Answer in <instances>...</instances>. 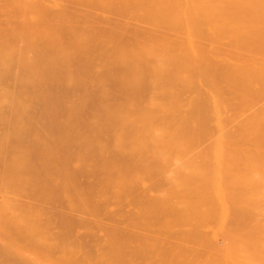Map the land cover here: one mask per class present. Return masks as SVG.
Returning <instances> with one entry per match:
<instances>
[{
	"label": "rangeland",
	"instance_id": "rangeland-1",
	"mask_svg": "<svg viewBox=\"0 0 264 264\" xmlns=\"http://www.w3.org/2000/svg\"><path fill=\"white\" fill-rule=\"evenodd\" d=\"M21 1L22 4H25L27 0ZM34 1L40 2L39 4H41L42 9L40 13L33 14L23 11L17 3L3 4L0 7V38L3 39L6 45L5 47L10 48V53L12 55V61L10 62H3L0 60V264H264V233L259 232L258 234L257 232L256 235L248 236L233 235L230 233L229 228V213L235 210L242 215V219L246 221V223L254 224L257 222L260 223L264 229V183L254 179L246 172L244 161H237L233 164H229L227 171L220 176L225 178L229 183V188L225 189L221 187V184L218 182L220 178L217 180V178L214 177L212 171L213 166H211L216 138L222 134V132H235L237 130L236 126L239 123L244 122V120L252 116L259 117L263 115L264 97H249L248 100L250 102L246 107L240 108L238 115L233 117L229 111L221 110L216 112L215 106L211 102V96H203L196 93L197 91H202L200 88H193L197 90L195 92L191 90L192 88H187V86L185 88V82H182V86V83L178 81L181 87L176 82L175 87L177 91H175L176 89L174 88V91L172 90L173 92H169L171 89L167 90L168 92H163L165 89H163V91L162 89H160L161 91H155V87L152 88L151 86L138 90L139 92L137 93L130 94H119L112 90L104 91L100 82L101 69L99 67V61L101 60L102 64L107 63L105 61H108L110 56L108 60H106V58L104 59V57L107 54L111 55L109 51L113 49H117L118 53L122 52L121 55L118 56H126L127 54L124 51L129 47V44H126L128 45L126 47L125 43L121 42L124 38L121 40L122 36L115 32L118 30H115L116 26L114 27L112 24H118L115 23V21H122V24L125 22L122 25L124 28L121 27V23L118 24L123 30L118 28V26L117 28L121 30L118 31V33L123 32L125 38L128 37L127 39H130L129 36L136 34L135 29L139 28L138 30H140V33L146 35V37L143 36L144 39H141L142 41L145 40L150 33L147 26L149 27L152 23V19H147L151 20V23L148 21L150 24L147 25L148 22L144 23L141 17L144 23L142 27L144 26L143 28L144 30L146 29V33L148 29V34H146L145 31L141 32L143 28L139 27L136 20L133 19L135 18L133 16H136L138 13L135 12L137 9L135 10L134 7L135 11H133L129 7L130 2L134 0H130V2L128 0H123L124 2H122V4L121 2L118 3L120 4L118 6L122 5L123 7V3L126 1L129 2L127 9H129V12L132 10V12L135 13H128V15H131L128 17L130 20H128L127 15H125L128 11H125V13L124 11L121 12L122 9L117 6V10H121L120 12L122 15H120L118 14L120 12L117 11V13L114 11L116 10L115 8L111 10V7L109 8V0H103L102 5H105L104 7L107 8L102 7L101 10L99 6L97 8V6L92 4H88V6L84 4L81 5L75 0L74 2L72 0ZM115 1L116 0H113V2ZM153 1L151 2L153 3L155 11L157 10L156 12L160 14L159 10L161 9L163 13L165 10L162 9L164 8L157 7L159 6L158 2L164 0H156L155 3H158L157 7V3L155 4ZM168 1L166 2L168 3ZM171 1L173 2V0ZM210 1L212 2V0H190L189 2L187 1L188 4H186V0L185 2L181 0L182 3L184 2V4H182L180 0H177V3L180 2V5H185V7L187 5L189 6V3L191 4L190 6H193V3V8H195V6L200 7L201 11L199 7L197 10H193L190 6L188 7L191 9H189V12L192 11L191 13L193 14L194 12L197 13V15L194 14L193 16L190 15L191 13L187 16L188 8H183L184 11H186L185 16V13H183L186 19L189 16L194 18L197 16V20H200V18L208 20L210 18L211 22L212 18L209 17L210 15L208 14V16H206L207 11L211 13L213 10L216 15L218 14L217 12L222 11L220 8L223 7L230 12L229 8H227L229 6L226 0H223L224 3L221 0L223 5L221 2H218V6L220 4L222 5H220L221 7L219 6L220 8L217 7L219 11H217V8L213 7L215 4L212 2V5ZM227 1L232 2L233 0ZM234 1V4L238 3L236 5L237 7L235 5L231 7L233 10L235 8L236 11V8H238L243 1ZM262 1L260 5H258L259 3H255V5L260 6L259 8L261 9L262 7L264 8V5H262L264 0ZM151 2L149 3L151 4ZM239 2H241V4ZM250 2L251 1H249V3ZM133 3L131 2L132 5H136V0ZM162 3L160 2L165 8L169 7H166V5L171 4L170 2V4ZM177 3H172L173 5L171 6L174 7ZM228 3L229 5L233 4L230 2ZM244 3L248 5V8V2L246 3L245 1ZM244 3L239 6V9L241 7V11L242 8L245 7ZM145 4H147V2ZM139 5L141 9L138 8ZM148 5H145L146 11L150 9ZM224 5L226 7H224ZM181 6L179 9H177L178 5L174 7H177V11H173L175 12L173 15L183 12ZM251 6L256 9L254 10L251 8L252 11L257 12L256 7L258 6H254V3L251 4ZM124 7H126V5H124ZM136 7L138 11L140 10V14L141 11H145L143 8L144 6L140 3ZM147 7L149 8L147 9ZM153 7L150 11H153ZM213 8H215L216 11ZM251 9H247V12L243 11L240 14H244L245 12V16H248L247 13L250 12V17L248 16L247 18H251L253 14L256 15L252 17L254 23L251 21L252 19L249 21V24L252 23V28L248 27L249 24L247 25L245 24L246 22L243 21V18H245L244 15H242L241 19L237 18L239 10L235 15L238 20L233 16V18H231L232 20L234 19L235 22H228L232 28H229L227 18V20L224 19L226 20L225 22L221 18L219 20L220 22L218 20L216 21L215 18H213V20L216 22V25L218 24L217 27L220 26L224 29L228 27V33L226 30H223L226 34L232 33L227 36L229 40L233 38L234 40L232 41H236L239 39V35L237 37V34H244L246 32L243 35L246 39L240 36V40L242 39L241 41H243V44L240 43L244 46L245 41L254 33L250 31L251 34L246 35L250 33L248 32L249 28L254 30L253 28L255 26L253 27V24H258L255 30L256 28L259 29L261 25H259V23L264 22L261 21L264 19V12L259 9L260 12L258 11L259 13L256 14V12L252 13L250 11ZM198 10L201 15L197 12ZM227 10L226 13L229 14ZM233 10L232 12L235 14ZM145 12H142V15ZM154 12H151L152 15ZM156 12L155 15L157 14ZM202 12L204 14H202ZM214 12H212V14ZM220 12L217 17H221L220 15L222 13L220 14ZM261 12L262 14H260ZM123 13L125 18L121 17ZM149 13L147 12L145 15L148 16ZM162 13L161 15L157 14L160 20V16L163 15ZM169 13H171L169 14L171 15L170 18H173L172 12ZM116 14L120 15L118 17L122 18L121 21H118V19L121 18H118ZM167 14L168 12L166 13L165 11L162 17L167 16V18H169ZM227 14L222 15L224 17ZM240 14L238 15L239 17H241ZM258 15L263 19H261L260 22L255 19L258 21L256 23L254 18L257 17V19H260ZM147 16L145 17L147 18ZM149 16L151 17V15ZM180 16L182 17V14ZM153 18L155 21L156 19L154 16ZM170 18L168 22H170L169 25H172ZM194 18L191 19L194 20L196 25L199 20H196V23ZM125 19L129 21H127V24ZM159 19L157 18V20ZM144 20L146 22L145 18ZM204 20L203 22H205ZM132 21H134V23H132ZM154 21L153 24H151L152 26L150 25L152 30L154 27L153 25H155ZM183 21L178 19L177 22L172 23H174V25L178 23V26L185 30L186 25H182L185 23ZM191 21H188L187 25ZM236 21L242 22L237 23ZM138 22L140 24L142 23L140 21ZM161 22L162 21L159 23ZM201 22H199L201 27L204 25V28L206 26L209 30L212 28L214 32L220 28H216V26L213 28L212 25L215 24L214 22L212 25L209 22L206 25L201 24ZM243 22H245L244 28H248L246 31L244 29L242 31V28L241 30L239 29L240 26L238 25H242ZM163 23L164 21L161 24ZM179 23L181 24L179 25ZM232 23H237L239 30L234 27L236 24L232 25ZM161 24L159 26H161ZM192 24L190 25L194 28L193 30L199 28H195L197 25L194 26V24ZM209 24L211 28L207 27ZM178 26L176 27L178 28ZM188 26L186 27L187 30H189ZM111 27H114L113 30L115 31H113V33L115 32L114 35L117 34L116 36L121 41H117V38L112 37V31H108V29L112 30ZM241 27H243V25ZM40 28H44L45 31H48L49 35H47V33L38 34L37 30ZM131 28L134 30V33ZM155 28L156 27H154V30L158 31L157 34L159 35V29L157 28L156 30ZM177 28L174 26L175 30H177ZM234 28L237 30L234 31ZM263 28L262 26L260 30H263ZM104 29L107 31H104ZM167 29L163 30L166 31L165 34L162 32L160 35L163 34V36L165 35L167 37L166 33H168L169 35L167 38L169 39L171 38V34L175 37L178 36V34L187 32H181V30L178 29L177 33L173 31V34L172 32L170 33V28ZM191 29L190 31H192ZM200 29L201 28L198 30L202 31ZM207 30L206 33H203V31L202 33L198 32L199 36H201L200 34L207 35ZM209 30L208 32L210 33L212 30ZM219 30H221L219 32L221 34L222 29L220 28ZM190 31H188V34ZM258 31L256 30L255 33ZM195 32L197 33V31ZM225 32L223 33L225 34ZM91 33H101L102 36L111 33L112 36H109L112 38L109 39L113 40L115 38L117 41L113 44V42H115L114 40L113 42L109 41L111 42L109 43L107 40L108 38H104L107 40L104 43L102 38L103 45H109L106 49H110L109 51L105 50L107 54L103 55V58L99 57V50H93L88 55V58L83 54L81 60H61L56 62V60L52 61L54 54L44 49L47 41H58L61 39L62 43L66 45L67 39L71 34L84 36ZM154 33L156 34V32H153L152 37L155 36ZM193 33L194 31L190 35L195 37ZM215 33L210 34V38H208V36L202 37H207L209 44L204 41H208L207 39L202 40L206 44L200 42V44L202 43L201 45L207 46L208 44V46L211 47L210 49H208L209 47L205 49L204 46L198 45L197 41L201 38L195 41V39L191 37L192 44L195 41V45L204 47L203 50L208 51L204 52L201 48L197 49V46L194 47L195 45L193 44V47L196 48V54L194 49L192 51V47H189L193 52V54H190L192 56L188 54L192 58L186 57V52H188L189 48L185 51L188 45L183 47L182 41L186 42L185 37L183 38L184 34L179 35L183 38V40H181L178 36L180 39L177 40L181 42L179 46L182 44V48H186L183 50L180 46L183 52L185 51V53L179 51L181 52V56L183 55L184 57L186 55L184 58H188L189 61L190 59L192 61L193 57H195L196 60H194L198 65L202 66L204 64L203 68L205 71L210 69H206V67L211 64V61H207L206 63V60L202 58L204 57V59H206L207 56V59H210V57L214 58V56H216L217 53H215V55L212 53V51H215L212 50V45L215 43ZM220 34H217V36L219 35L220 37ZM256 34L254 36H256ZM139 35H137V37ZM212 35L214 36L211 37ZM222 35L223 34H221V37L224 38L225 35ZM232 35L234 37H231ZM258 36H260V34H258ZM258 36L257 39H255V37L252 39L258 41ZM135 38L136 36L132 39L135 40ZM159 38L160 36L157 37V40ZM167 38H165V40ZM187 38L190 41V36H187ZM211 38L214 41H210ZM220 38L217 42H221L223 38ZM154 39L156 38L154 37ZM228 39L226 40L229 41ZM130 40L129 42L131 45H134ZM159 40L162 41L161 39ZM171 40L174 41V39ZM188 40L186 44L189 43ZM223 40L222 43L224 45L221 43V46L224 48L227 43H230L224 42ZM250 40L246 43L247 45L252 43ZM124 41L127 40L125 39ZM152 41L151 43L153 45L154 41ZM149 42L150 41H148V43L144 42L145 46H142L146 48L142 47V50L149 49ZM163 42L165 43V41ZM169 42L171 44V41L168 40V42H166L167 44L165 43L163 47L166 48ZM217 42L216 45H218L217 47L219 48L220 44ZM259 42L263 43L264 41L262 42V39L258 41V44L263 48L264 43L262 46ZM134 43L136 44L135 41ZM210 43L213 44L211 45ZM235 43H238L239 47L241 46L239 42ZM146 44H148L149 47H147ZM160 44L155 45L157 48L155 50L165 49H161L163 47ZM174 44L177 43L174 42ZM174 44L172 42V45ZM192 44L190 41V45ZM137 46L139 47L141 45ZM137 46H133L134 49L132 50L130 49L132 47L128 49H130V51H136L139 49H135ZM153 46L151 48H153ZM157 46L161 48L158 49ZM215 46H213V48ZM249 46L256 47L257 43L256 46ZM177 47L175 51L166 49L170 52H177V50H180ZM226 47L224 48L225 50L228 49H226ZM234 47H237L236 44L233 48ZM218 48H216L217 52L220 50ZM229 48V50H232V42ZM250 48L251 47H249V49ZM104 49L105 47H103V51ZM237 49L239 48H236V52L238 53H244L243 51L247 50L246 48H243L244 50L242 51H238ZM155 50H150L154 51L153 53L147 50V53L157 62L160 59L164 60H160L158 63L168 61L165 63H168L167 65L172 68L171 63L175 59V53L173 54V52H171L173 54L171 57L172 54L169 53V51V54H167L166 50V59H162V54L164 53L160 51L158 55L157 52L155 55ZM200 50L204 52V54L208 53V55L210 52L209 50H211L212 55L203 56L204 54L201 52V55L203 54L201 58L200 54L197 55ZM229 50L227 51L228 53L221 50V52L223 51L222 55L218 52L217 56L219 57H215V61L212 59L214 64L209 66L211 69L212 66H217L216 68L219 69L222 60L224 59V62L226 60L224 63L226 67L222 64L223 68L219 70L213 68L214 71L220 75V71L224 72L230 70L229 72H231L235 64L237 62L240 63V61H237V58L240 59L241 54L237 57L234 53L233 57L237 58L233 60L232 54H229ZM233 50H235V48ZM114 52L116 53V51ZM142 52L143 51H141L140 54ZM224 52L226 55L228 54L230 56V59L237 62L234 63L229 61V59H225L228 55L224 57ZM255 52L256 51H253L254 54L252 55L247 53L250 57H246V53L243 54L245 59L241 56L244 60L249 58L247 60L248 62L245 61V63L249 65L246 66V64L240 63V68L237 67L240 64H236V67L242 75L239 72H237V74L244 76L243 79L248 75V79L252 76L253 80H255L256 78L254 79V77H257V74H259L257 72L261 67L256 69L257 67L255 68V65L257 66V64L253 66V64L256 63L254 61L258 60L259 62V55H257V52L255 55ZM258 52H261V50ZM263 52L262 49V54H260L264 57ZM138 53L139 52H137V54ZM147 53H142V57L144 54V58H146ZM250 53L252 52L250 51ZM135 54L133 53V57ZM137 54L135 56H137ZM149 54L147 58L151 59ZM177 54L178 52L176 55ZM194 54L199 56L202 60H199ZM220 55L223 56V59L220 58ZM253 55L256 56V59L251 58ZM118 56L114 55V57ZM155 56H157V58ZM167 56L172 58H169L172 60H170L171 63L167 60ZM126 57H118L121 59L118 60V62L124 61ZM133 57L130 56V60L129 58L127 59L130 61L127 62L129 64L122 61L126 63L125 66L130 65L129 67L127 66V69H129L128 74L125 72L122 73L121 70L123 71V69L120 67H118L120 71L113 67L114 69L112 70H116L117 72H115L114 76L118 74L117 77L121 78L123 74H127V78L148 77L149 79L147 78V80H150L152 76L155 77L153 72L156 71L158 67L156 62L152 64V59L150 60V65H152V67L155 65L156 68H152L151 66L148 67V64L146 65L148 62L143 63L148 69L151 67L150 72L147 69L144 73L143 69L146 67L144 66L145 68L142 69L143 65L141 62L149 60L147 58L143 60V58L139 56ZM158 57L161 58L159 59ZM183 57L179 58L182 60L184 59ZM136 58H138L139 61L142 59L140 62L136 60V62L142 65V67L140 66L143 70L140 69V72L142 71L144 74L142 76H137L140 72H137L138 69L136 66L138 63L135 64L136 62L133 61ZM179 58H176L178 62L180 61L184 65L188 64L186 62L187 60L184 61V59L183 61L185 63H183ZM219 58L222 60H218ZM250 58L251 60L254 59V61L252 60L254 63L251 62ZM242 59H240L241 62H244ZM115 60L117 61V59L114 58V62H116ZM197 60H199V62L203 61L204 63L199 64ZM227 60L231 63L227 62ZM84 61H91L90 64L93 75L89 78L82 76L80 73L86 65ZM111 61L113 62L112 59ZM131 61L133 62V69H137L135 72L131 70ZM177 61H173V63ZM216 61H220L221 63H217ZM249 61L254 68L251 67ZM263 61L264 59L260 61L259 65H262V63L264 64ZM215 62L217 63L216 65ZM108 63L111 62L108 61ZM165 63L162 65H165ZM190 63L188 65H190V69H192L191 73H193L192 75L194 76H192V79L195 80V77L197 78V76H195L197 70L195 69L196 65H194V62L191 63L192 66H195V68L193 67L195 69L193 71ZM113 64L111 63L110 65L114 66ZM116 64L123 65L117 62ZM177 64L178 63H175L176 66ZM230 64H232L233 67L229 69L228 67H231ZM103 65L102 71L105 69L107 70V68L110 69V67H107L109 64L105 65L107 68H103ZM198 65L197 68L199 67ZM244 65L247 68L250 66L251 69H247ZM165 66H160L161 70L158 67L159 70L156 71V75L159 71L161 73L163 68L164 73L158 74L163 77L164 75L162 74H165L164 79H167V75L171 74L167 80H170L172 76L173 80L175 79L174 76L181 79V77L187 76L185 72L189 69V67L186 66L185 69H187V67L188 69L182 70L178 65L177 67L181 70L180 73H182L180 74L174 72L178 68L174 69V71H170V69ZM176 66L173 64V68ZM164 67L170 71V73L167 72L166 74L165 72L167 70L165 71ZM244 67L247 71L242 69ZM182 68L184 69V67ZM237 68L235 72L238 71ZM125 69L124 71H126ZM199 69L201 70L202 68L200 67ZM106 70L103 72L109 74L107 77L110 76V73H112V75L114 74L111 69L110 72ZM200 70L198 74L203 73H200ZM249 70H253L252 73L254 74L255 72L256 74L254 76L250 75V73L248 74ZM261 70L262 69H260V71ZM132 71L135 75H132ZM205 71L204 74L207 73V75H209L208 72ZM118 72L122 75L120 76ZM226 72L223 73L225 75L228 74L226 76L230 74H232L230 76H237L235 73V75H233L234 71L231 73ZM129 73H131V75ZM187 73H190L189 70ZM263 73L264 68L261 71V74L264 76ZM204 74L200 75L199 79L203 77L205 79ZM219 74L216 75L219 76ZM112 75L110 77H113ZM262 75H259L257 79L259 80ZM187 77L191 78V75L189 74ZM210 77L211 76L208 78ZM124 78L122 77L121 79ZM155 78H159L160 81L163 80L159 75ZM189 78L186 79L185 77L182 81L192 80ZM156 79L153 78L152 80ZM175 80L177 81V79ZM148 88H152L153 90L145 91L146 89L148 90ZM181 88L182 91H180ZM156 89L159 90L158 87H156Z\"/></svg>",
	"mask_w": 264,
	"mask_h": 264
},
{
	"label": "bare ground",
	"instance_id": "bare-ground-1",
	"mask_svg": "<svg viewBox=\"0 0 264 264\" xmlns=\"http://www.w3.org/2000/svg\"><path fill=\"white\" fill-rule=\"evenodd\" d=\"M72 1L74 2V0H72ZM75 1H78L77 3H79V4H81V5L84 4V5H87V6H88V4H89V5L92 4V5L97 6V8H98V6H99V9H100V10H101L102 7L105 6V5H104V6L102 5L103 0H75ZM128 1L130 2V0H128ZM128 1H126V2H128ZM140 1L142 2V1H146V0H140ZM140 1H139V0H136V5H132V4H131V2L133 3V2H135V0L130 2V6H129V7H130L133 11H135V10L137 9V11H135L136 13H137V12H138V13L140 12V10L138 11V8L141 9V6H140V5H139L138 8L136 7V6H138L139 3H140L142 6H144L143 8L145 9V7H146L145 5H148V3L151 2V1H153V0H151V1H150V0H147V1H146L147 4H145L146 2H142V3H144V4H142ZM155 1H156V0H154L153 2L155 3ZM157 1H159V0H157ZM166 1H168V0L159 1V2H158V3H159V6H158V3L156 2V3H157L156 7L158 6L157 8H164V9H162V10H165L166 13L168 12L167 15H168L169 18H170L171 15H169V14H171V13H169V12H172V15H173V13H175V12H173V11H177V10H176L177 7H176V8H174V7L178 5V8H177V9H179L180 6H181V5H180L181 0H180V2H178V3H177V0H175V1L173 0V2H172L171 0L168 1V3H169V2L171 3V4L169 3L170 5H166V4H165L166 7H167V6L170 7V8L167 7V8H169L168 10H166L167 8H165V6H162V5L160 4V2H161V3H162V2L167 3ZM178 1H179V0H178ZM182 1H183V0H182ZM187 1L189 2L190 0H186V4H188ZM193 1H197V0H193ZM215 1H216V3H215ZM215 1L212 0V2L215 4V6L213 5V3H212L211 1H210V2L212 3L213 7L217 8V7H219V6L221 5V4H220V5L218 6V4H219L218 2H221V3H222L223 0H222V1H221V0H220V1H219V0H218V1L215 0ZM233 1H234V0H233ZM233 1L231 2V1H227V0H226L227 5L229 6V7H227V8H229V11H230V12H228V10H227L226 8H223V7H222L223 9L220 8V7L223 5L224 1H223L222 5L219 7L220 10H222L223 12H222V11L220 12V11H219V8H217V9H218L217 11H219L220 14L222 13L223 15H224V14H227V13H226V10H227V12H228L229 14H227L226 16H224L225 18L223 17L222 14L220 15L221 17L218 16V17H219V18H218L217 15H219V12H217L218 14L215 15V12H214L213 10H212V12H214L213 14H212V12L210 13L209 11H207V12H206L207 15H206V13L203 11V12L205 13L206 16H208V14L210 15L209 17L212 18V19H211V22H210V18L208 19L209 21H208V20H204L203 18H202V19L200 18V20H201L202 22H203V20H204L205 22L202 23V22L198 19L199 22H201V24H205V25L208 24V22L211 23V25L215 23L214 25H212L213 28H214V26H216V28H218V27H220V26L217 27L218 24L216 25V22H214L213 18H215L216 21H217V20L219 21L220 18H221L222 20H224V19L227 18V19H228V20L226 19V20H227V23H228V22H233L234 19L232 20V18H233V16H234L235 19H236V16H235V15L237 14V11H238V10H239V12H238L239 14H240L241 12H243V11L247 12V9H251V8L254 9V10H256L254 7H252L253 5L251 6V4L254 3V6H258V5L261 4V1H262V0H261V1L259 0L260 2L257 0L259 4L257 3L256 0H253V1H252V0H249V1L252 2V3L250 2L251 4L249 3L248 0H239V1H243V3L246 1V3L248 2L249 7L251 6L250 8H249V7L247 8L248 5H246V4L244 3L246 8H245L244 6H243V7H244L246 10H245L244 8H242V11L240 10L241 7H240V9H239V6L243 5V3L241 4V2H239L241 5H239L238 8H236V11H235V8H234V10H233V8H232L231 6H234V5L236 6L238 3H237V4H234ZM106 2H108V1H106ZM109 2H110L109 8L111 7V8H110L111 10H112L113 8H115L116 10H114V11H116V12H117V11L120 12V11H121L120 9L117 10V8L120 7V8L122 9L121 12L124 11V13H125V11H128V12L125 13V15H127V18H128L129 16H131V15H130L131 13H134V12H132V10L129 12V9H127V8H128L127 6H128V4H129V2H128V3H126V2L123 3V7H122V5H121V6H118V5H120V4H118V3L121 2V4H122V2H124L123 0H118V1L116 0L115 2H113V0H112V1L109 0ZM109 2H108V3H109ZM112 2H113V3H112ZM175 2H176L177 4H176L174 7L171 6V5L175 4ZM184 2H185V0H184ZM184 2H183V3L181 2V3L184 4ZM228 2H230L231 4L233 3V4H232V5H229ZM234 2H237V1L235 0ZM262 2H263V1H262ZM11 3H17V4H19V7H20L23 11H27L28 13H33V14H34V13H40L41 10H42V9H41V4H39L40 2L38 3V1H34V0H27L25 4H22V1H21V0H0V7H1L3 4H11ZM75 3H76V2H75ZM111 3H112V4H111ZM156 3H155V4H156ZM164 3H162V4H164ZM168 3H167V4H168ZM172 3H173V4H172ZM198 3H199V2H198ZM255 3H257L258 5H255ZM133 4H135V3H133ZM155 4H154V6H155ZM112 5H113V7H112ZM114 5H115V6H114ZM124 5H126V7H124ZM151 5H152V6H151ZM160 5H161V6H160ZM190 5H191V4L189 3V6H190ZM192 5H193V6H190V7L193 8V7H194V4L192 3ZM198 5H199V4H198ZM216 5H217V6H216ZM262 5H264V3H263ZM262 5H261V6H262ZM117 6H118V7H117ZM131 6H132V7H131ZM148 6H150L149 11H146V9H145V11H146V12H145V11L142 9L143 11H141V14H140V13H139V14L137 13L136 16H135V15L133 16V17H135V18H133V17H131V18L135 19V20H136V23L138 24V26L141 27V28H143L144 26L142 27V25H144V23H147L148 21H149V22L151 21V20H147V19H152V21H151L152 23H151V22H150V23L153 24V21H154V20H153V19H154L153 16H154L155 19H156V20H155L156 23H157V22H158V23H157V26H156V23H155V21H154V24H155V25H153V26L156 27V28H155L156 30H157V28L159 29V31H160V32H159V35L157 34L158 31H155V30H154V27H153V30L151 29V26H152V25L148 22L147 25H149V24L151 25V26L149 25L150 28L147 26V28L150 30V33H149V34H150V37H149V34H148V29H147V33H146V29L144 30V28H143V30H141V32L145 31V33L148 34V35H147V36H148V37H147L148 39L145 38V40H142V41H141V39H144V37H146V35H143V33H140V30H138L139 28H138V29H135V30H136V32H135L136 34H134V35H133L134 30L131 28L132 31H133V33H132L133 36H129L131 40H130V39H127L128 37L125 38V35H123V32L118 33V31H121V30H123V28H124L122 25H123L125 22L123 21L124 23H123V24L121 23V22H122V21H121V20H122L121 17H124V18H125V15H124V13H123V16L118 17V16L122 15V13H121V12H120V13L117 12L118 14H120V15H117V14H116L117 17H118V18H121V19H118V18H117V19H118V21H121V22H116V21H115V23H118V24L121 23V27H123V28L121 29L120 26H118V24L115 25V24L113 23L112 25H114V27L116 26V27H115V30H118V31L113 30L114 27H111L112 30L108 29V31H112L113 36H112L111 33H110V34L107 33V34L105 35L106 37H105L104 35L102 36L101 33H99V34L91 33V34L84 35V36H82V35H78V34H71V35L69 36V38L67 39V44H66V45H64V44L62 43L61 39H59L58 41H52V40H51V41H47L48 43H47V42L45 43V47H44V49H45V50H49V52H50L51 54H52V53L54 54V55H53V60H52V61H55V60H56V62H59V61H61V60H68V61H77V60H81V56H82V58H83V54H84V56H85L86 58H88V55H89L90 52L93 51V50H99V57H100V58H101V57L103 58V57H104L103 55H106V54H107V53H105V52H107V51L110 50V49H108V48L106 49V47H108L109 45H106V46L103 45V40H104V43H105V41H107V40H108V42H109V41H112V42H113V40H114L115 42H113V44H115L118 40H120V39H118V37L116 36V35L118 34V35L122 36L121 40L124 38L123 41H121V40H120V41H121L122 43H125V45H126V44H129V47H132V48H130L131 50L134 49L135 45H136V46H137V45H141V46H139V47L137 46V47L135 48V49L139 48V49H137L138 51L136 50L137 52H139L138 54H137V52H136L135 50L130 51V49H128L129 47H128L127 50H125V51H124V49H123V51L126 52L127 55H126L125 53H124V54H125L127 57H128V55H129V57H128L129 60H130V56L133 57V53L135 54V52H136L137 56H139V57L143 58V60H145V59L148 57V54H149V53H147V50L150 51L151 49H152V50H153V49H154V50L157 49L155 45H159L160 42H161L160 45H161L162 47L165 46L164 44H165L166 42H168V40L171 41V44H170V42L168 43L170 46L172 45V42H173V44H174V42L177 43L178 45H177V44H174V45L179 46V43H181V42H179V40H177V39H180V38L182 37V36H179V35H181V34H182L181 32H183V31H187V32H186L187 35H186V33H183V34L186 35V36H184V35L182 34V35H183V38L185 37L186 42H187V40H188V38H189V37L187 38V36H190V38L193 37V36H191L190 34L194 31L193 34H195V37H193V38L195 39V41H196V39L198 40V38H201V39H199L200 41H199V40L197 41V42H198V45H201L202 43H203V44H206V43L209 44V40L207 39V37H206V38H202V37H204V36H208V38H210V34H212V33L214 34V33L216 32V33H215L216 36H214V35L211 36V37H213V36L215 37V43H214V44L216 45V42H217L218 39L221 37V34L225 35L226 32H227V29H228V27H227V29H226V28L224 29V28L220 27V28L222 29V33H221V34L219 33V32L221 31V30H219L220 28H218V30H217L218 33H217V31L214 32V31L212 30V28L210 27V24L207 25V27L211 28V30H212L213 32H212L211 30H209L208 28H206V26H205V28H204V25L202 26V27H203V29H202L200 23H199V22L197 23V21H198V20H197V16H196L197 13L194 12V14H196V15H195L196 18L192 17L194 14L191 13L192 11L189 12V9H190V8H188V7H189L188 5H187L186 7H185V5L181 6L183 12H180V13H179L180 15L182 14V17L185 18V19H183L179 14H177V15L174 14V15L172 16L173 18H170V19H171V20H170V21H171V24L173 25V26H172V25H169L170 22H168V21H169V18H167V16L162 17V16H164V12H165V11L162 13V12H161V9H160V10H159V11H160V14L157 13V12H156L157 10L155 11V8L153 7V3H152V2H151V4L149 3ZM134 7H135V10H134ZM152 7H153L154 9H153V11H150V10H152ZM198 7H199V6H198ZM198 7L195 6V8H193V10H194V9L197 10ZM224 7H226V6L224 5ZM230 7H231L232 9H231ZM236 7H237V6H236ZM259 7H260V6L256 7V8H257V12L254 11V12H256V14L260 12L259 9H260L262 12H264V8L262 7V9H261V8H259ZM104 8H107V7H104ZM124 8H125V9H124ZM148 8H149V7H147V9H148ZM172 8H173V9H172ZM183 8H184V9H187V8H188L187 16H188L189 13H191L190 15H192L191 17L189 16L190 18L188 17L189 19L187 18L188 21H191L193 18L195 19V21L197 20V21H196V23H197L196 25H197V26L195 25L194 20H192L193 22L191 21L188 25H190V24L193 23L194 26H196L195 28H197V27L201 28L200 30H202L203 33H204V32L206 33V30H207V29H208L209 31H211L212 33H211V32L209 33L208 30H207V35L200 34L201 36H199V33H198V32L202 33V31H199V30H198L199 28L196 29V30H193L194 28H193L191 25H190V26L187 25L188 21H187L186 17H184V16L186 15V13H185L186 11H184ZM215 8H213V9L215 10ZM258 8H259V9H258ZM224 9H225V10H224ZM230 9H231V10H230ZM243 9H244V10H243ZM252 9H251L250 11H251L252 13H254V12L252 11ZM102 10H103V9H102ZM171 10H172V11H171ZM190 10H191V9H190ZM199 10L201 11L200 7H199ZM199 10H198L197 12H199ZM210 10H211V9H210ZM232 10L235 12V14H233ZM154 11H155L158 15H161V13L163 14L162 16H160V17H161V20L159 19V16H157V14L155 15V12H154ZM159 11H158V12H159ZM179 11H180V10H179ZM215 11H216V10H215ZM224 11H225V13H224ZM258 11H259V12H258ZM105 12H106V11H105ZM142 12H145V13H147V12H148V13H149V12H150V13H151V12H154V14L152 15V13H151V14L149 13L148 16H147V15H145V13L142 15ZM203 12H202V14H204ZM208 12H209V13H208ZM245 12H244V14H243V13L240 14L241 17H239V16H238L239 14H237V18H240V19H241V18H242V15H244V17H245V18H243V21H245L246 23H245V22L242 23L243 27H241V26H242L241 24L238 25V26H240V28L237 26V23H240V22H242V21H239V22L236 21L237 23H234V24H236V26H234V27H236L237 29L239 28L240 30H241V28H242V31H243V29H244L245 31H246V29H248V28L245 29V28H244V25H245V24L248 25V24L250 23L249 21L252 19V17H253V16H256L255 14H253V16H251V18H247V17L249 16V13H250V12L248 11V12H249V13H247L248 16H245V15H246ZM262 12H261L260 14H262ZM128 13H130V14L128 15ZM183 13H185L184 16H183ZM107 14H108V12H107ZM111 14H112V12H111ZM114 14H115V12H114ZM134 14H135V13H134ZM199 14H200V12H199ZM199 14H198V15H199ZM211 14L213 15V17H212ZM231 14H233V15H231ZM260 14H259V15H260ZM109 15H110V13H109ZM116 15H115V16H116ZM132 15H133V14H132ZM138 15H140V16H138ZM141 15H142V16H141ZM149 15H151L152 18H151ZM165 15H166V14H165ZM200 15H201V14H200ZM200 15H199V16H200ZM259 15H258V16H259ZM263 15H264V13H263ZM110 16H111V15H110ZM145 16H147V18H146ZM176 16H177V17H176ZM179 16H180V18H179ZM215 16H216V17H215ZM227 16H230V17H227ZM261 16H262V15H261ZM111 17H112V16H111ZM136 17H139L140 19H139V18H136ZM141 17H142L144 23H143ZM149 17H150V18H149ZM156 17H157L159 20H157ZM200 17H202V16H200ZM203 17H204V16H203ZM222 17H223V18H222ZM231 17H232V18H231ZM249 17H250V16H249ZM112 18H113V17H112ZM127 18H126V19H127ZM144 18L146 19V22H145ZM166 18H167V19H166ZM174 18H175L176 20H175ZM181 18H182V19H181ZM191 18H192V19H191ZM204 18H205V17H204ZM230 18H231L232 21L230 20ZM246 18H247L248 20H247ZM258 18H260V19H257V17H256V18H254V20L256 19V20H259V22H260V20L263 19L264 16H263V18L260 17V16H259ZM115 19H116V18H115ZM126 19H125V21H126ZM138 19H139V20H138ZM165 19H166V21H165ZM172 19H173V21H172ZM178 19H180V21H183V20H186V21H187V23H186V21H183V22H185V23L182 24V25H184V26L186 25V26H185V30H184V28H181L180 26H178V23H177L176 25H174V23H172V22H177ZM190 19H191V20H190ZM240 19H239V20H240ZM244 19H246V20H244ZM109 20H111V19H109ZM128 20H130V19L128 18ZM128 20H127V21H128ZM212 20H213L214 23L212 22ZM226 20H224V22H225ZM236 20H238V19H236ZM256 20H255V22L257 23L258 21H256ZM127 21H126V24H127ZM138 21H140V22H142V23L140 24ZM160 21H162V22L164 21V23H163L164 26H163V24H161L162 22L159 23ZM206 21H208V22H206ZM247 21H248V22H247ZM251 21L254 23L253 19H252ZM261 21H264V19L261 20ZM128 22H129V21H128ZM167 22H168V23H167ZM219 22H220V21H219ZM222 22H223V21H222ZM234 22H235V21H234ZM130 23H131V22H130ZM132 23H134V21H132ZM165 23H166L167 25H166ZM244 23H245V24H244ZM256 23H255V24H256ZM263 23H264V22H261V23H259V25L261 24V25L264 27ZM139 24H140L141 26H140ZM160 24H161V26H159ZM180 24H181V23H179V25H180ZM193 24H192V25H193ZM228 24H229V23H228ZM234 24L232 23V25H234ZM107 25H108V24H107ZM128 25H129V23H128ZM135 25H136V24H135ZM168 25H169V27H168ZM198 25H199V26H198ZM247 25H246V26H247ZM256 25H258V24H256ZM256 25L253 24V27H254V26L256 27ZM261 25H260V27L258 26L259 29L256 28L257 31L260 30V28H262ZM117 26H118V28H120L121 30L118 29ZM138 26H137V27H138ZM145 26H146V25H145ZM162 26H163V27H162ZM170 26H171V27H170ZM174 26H175V28H177L176 26H178L177 30L174 29ZM187 26H188V29H189V30H187V28H186ZM228 26H229V28H232V26H230V24H229ZM137 27H136V28H137ZM159 27H160V28H159ZM161 27H162V28H161ZM164 27H166V28H164ZM182 27H183V26H182ZM190 27H191L192 29H191ZM248 27H251V28H252V23L249 24ZM255 27L253 28L254 30H252L251 28H249V31L247 30L248 32L252 31V32H254V33H252L253 36H252L251 32H250V33H247L246 35L251 34V37H250L248 40H246V41L244 40V39H246L245 36H243L246 32H245L244 34H243V33H242V34H237V33H236V34H237V37H238V35H239V37H238V38H239V39H238L239 41H238V40H236V41H232V40H234L233 38H231V40L228 39L227 36L230 35V34H232V33H230V34H226L224 38L221 37V38H223L224 40L220 38V39H221V42H217V43L220 44V47H221V48H223V47L221 46V45L223 44V43H222V40H223L224 42H225V41H226V42H229L230 44L227 43L228 45L225 43L227 47L224 46V48H225V47H226V49L228 48L227 50H225L224 48L221 49L220 47L218 48V47H217L218 45L215 46L213 43H212L213 45L210 43V44L212 45V50H215L214 52L212 51V53H213L214 55H215V53H217L216 56L213 55L214 58H213V57H210L211 60H210V59H207V56H206V59H204V57H203V56H205V55H208V53H207V54H206V53L204 54V52H206L207 50H206V51L203 50L204 47H205V49H206V47H207V48L209 47L208 44H207V46H206V45H201V46H204V47L197 46V45L194 44L195 41L193 40V41H194L193 44L195 45L194 47L197 46V49L201 48V50L204 51V52H202V51L200 50V51L198 52L197 55H199V54L201 55V52H202L204 55L202 54L203 56L201 55V58L203 57L202 59H203V60H206V61H205L206 63H207V61H209V62L211 61V64H214V61L216 60L215 57H219V56H217V55H218V52H220L221 55H222V52H223V51H225L226 53H228L227 51L230 49V48H229V45H230V47H231V42H232V50H233L234 48H235V50H233V51H232V50H229V52H230L229 54H232V58H233V60H234V59L236 60V58L238 57L239 54H241V55H240V59H242L241 56L244 57L243 54L246 53V54H245V55H247L246 57H248V56L250 57V55L254 54L253 51H256L258 54L255 52V55H256V54L259 55V56H258V57H259V62H258V60H257V61H254V59H256V58H255L256 56H254V55H253V57L251 56V58H254V59H252V60H253L254 62H256V63H254V62L251 60V58H250V60H251L252 63H254L253 66H254L255 64H257V66L255 65V68L257 67L256 69H258V67H261V68H259V71H260V69L263 70V68H264V67H263L264 64L262 63V65H263V66H262V65H259V63H260L261 60L264 59V57L261 55V54H262V53H261V52H262V49H263V51H264V46H263V43H264V42H263V41H264V37H263V35H264V33H263V32H264V28H263V30L261 29L262 32H261V30L258 31V32H256V33L260 34V36H258V34L255 33V31H256V30H255ZM129 28H130V26H129ZM167 28H168V29L170 28L169 31H170V33L172 32L173 34H174L175 31H176V33H177L178 29H180L181 32H180V30H179V32H180L181 34H178V36H179L180 38H179L178 36H175V37H174V36H172V34H171V38L169 39V38H167L168 35H169L168 33H166L167 37H166L165 35L163 36V34H165V32H166V31H163V30H164V29H167ZM216 28H215V30H216ZM160 29H162V30H160ZM168 29H167V30H168ZM171 29H173V30H171ZM182 29H183V30H182ZM190 29H191L192 31H190ZM204 29H205V30H204ZM223 29L226 30V32H225ZM237 29H236V30H237ZM239 29H238V30H239ZM250 29H251V30H250ZM102 30H103V29H102ZM105 30H106V29H104V31H105ZM127 30H128V29H127ZM151 30H152V31H151ZM236 30H235V28H234V31H236ZM106 31H107V30H106ZM113 31H115L117 34L114 35L115 32L113 33ZM124 31H125V30H124ZM132 31H131V32H132ZM137 31H138L139 33H138ZM173 31H174V32H173ZM188 31H190L191 33L189 32V34H188ZM195 31H197V33H196ZM37 32H38V34H40V33H41V34H42V33H43V34H46V33H47V35H49V32H48V31H45L44 28H40V29H38ZM129 32H130V31H129ZM153 32H156L157 37L160 36L159 39H161L162 41H160L159 39H158L159 41L157 40V37H156V34H155V33H154L155 36L152 37V35H153L152 33H153ZM162 32H164V33L161 34V35H162V36H161L160 33H162ZM223 32H225V34H224ZM229 32H230V31H229ZM238 32H239V31H238ZM137 33H138V34H137ZM176 33H175V35H176ZM208 33H209V35H208ZM227 33H228V32H227ZM240 33H241V31H240ZM261 33H262V34H261ZM121 34H122V35H121ZM139 34L142 35V36H140ZM196 34H197V35H196ZM217 34H220V37H219V35L217 36ZM255 34H256V36H254ZM109 35H111L112 37L117 38V39H116L117 41L115 40V38H114L113 40H112V39H109V38H112V37L109 36ZM137 35L140 36V37L138 36L139 39H138ZM202 35H203V36H202ZM223 35H222V36H223ZM261 35H262V36H261ZM107 36H108V37H107ZM135 36H136L135 40L132 39V38L135 37ZM143 36H144V37H143ZM240 36H241L242 38H244V39H243V40L245 41L244 46L241 45V43H242L243 41H241L242 39L240 40V38H241ZM249 36H250V35H249ZM257 36H258V38H259L258 41H259V40L261 41V39H262V42H263V43H261V42H259V43L262 44L263 48L261 47L260 44H258V41L255 40V39H257ZM142 37H143V38H142ZM151 37H152V38H151ZM154 37H155L156 39H154ZM162 37H163V38H162ZM172 37H173V38H172ZM216 37H217V40H216ZM218 37H219V38H218ZM226 37H227V38H226ZM229 37H230V36H229ZM231 37H234V36L232 35ZM246 37H247V36H246ZM253 37H255L254 40L252 39ZM102 38H103V40H102ZM104 38H106V39L108 38V39L106 40V39H104ZM165 38H167V39L165 40ZM175 38H176V39H175ZM183 38H181V40H183ZM225 38L228 39L229 41H227ZM125 39H126L127 41H124ZM149 39H152V40L154 39V40H153L154 42H153L152 40H149ZM163 39H164V40H163ZM171 39H174V41H172ZM203 39H207L208 41L204 40V41L206 42V43H205V42L202 41ZM250 39H251V40H250ZM56 40H57V37H56ZM129 40H130L131 42H133L134 45H131V43L129 42ZM139 40H140V42H143V43H140ZM147 40L150 41V42H149V46H150V47L148 46V44H146V46L149 47V49H144V50H145V52H144V50H142V49H143V48H146V47H143V46H145V45H144V42H145V43H148ZM155 40H156V42H155ZM176 40H177L178 42H177ZM212 40H213V39L211 38L210 41H212ZM249 40H250V42H252V43L247 45L246 43H247ZM134 41L136 42V44L134 43ZM146 41H147V42H146ZM151 41L153 42V45H154L155 47L152 45ZM157 41H158V42H157ZM163 41H165V43H164ZM188 41H189V40H188ZM190 41H191V44H192V38L190 39ZM190 41H189L188 44H186L185 41H182V44L184 45L183 47H186V46L188 45V46L186 47L187 49H186V48L183 49L182 46H181L182 44H181L180 46H181V48H182L183 50L186 49L185 51H187L189 47H190V48L192 47V51H193V49H194V52H195V54H196V48L193 47V44L190 45ZM213 41H214V40H213ZM230 41H231V42H230ZM121 42H120V43H121ZM183 42H185V43H183ZM197 42H196V43H197ZM200 42H202V43L200 44ZM233 42H234V43H235V42H239V43L241 42V43H240L241 46L239 47L238 43H235L237 47H234V48H233V46H235V44H234ZM250 42H249V43H250ZM106 43H107V42H106ZM109 43H111V42H109ZM109 43H108V44H109ZM122 43H121V44H122ZM137 43H138V44H137ZM150 43H151V44H150ZM155 43H156V44H155ZM158 43H159V44H158ZM221 43H222V44H221ZM253 43H255V44H253ZM256 43H257V46H256ZM166 44H167V43H166ZM242 44H243V43H242ZM245 44H246V45H245ZM116 45H117V44H116ZM116 45H115V46H116ZM142 45H143V46H142ZM151 45L153 46V48H151V47H152ZM169 45H167L166 48L169 49V50H174V51H175V48H176L177 46L172 45V46L170 47ZM185 45H186V46H185ZM189 45H190V46H189ZM223 45H224V44H223ZM249 45H255L256 47H254V46H253V47H254L255 49H256V48H258V49L255 50L252 46H249ZM5 46H6V45H5L4 41H3V39L0 38V60L3 61V62H10V61H12V60H11V59H12V55H11V53H10V48L5 47ZM113 46H114V45H113ZM127 46H128V45H126V47H127ZM133 46H134V47H133ZM180 46L177 47V48L180 49V50H177V52H178L177 55H176L177 52L171 51V52H173V54L175 53V55H176V57H175V55H174V58H175V59H176V58H179V57H181V58L183 57V55L181 56V54H180L181 52H182V53H185V51L183 52V50L180 48ZM213 46H215L216 48H218V49H220V50L217 52V51H216L217 49H216L215 47L213 48ZM247 46H249V47H251V48L249 49V47H247ZM103 47H105L104 51H103ZM110 47H111V46H110ZM120 47H121V45H120ZM123 47H124V45H123ZM142 47H143V48H142ZM157 47H158V49L161 48V47H159V46H157ZM172 47H173V49H172ZM259 47H260L261 49H260ZM140 48H141V49H140ZM164 48H165V47H163V48H161V49H164ZM166 48H165V49H166ZM190 48H189V50H188L189 53L186 52V55H187V56L185 55L186 57H190V56H192V55H190V54H193V52L191 51ZM210 48H211V47H209L208 49H210ZM236 48H239V49H237L238 51H239V50L242 51V50H244L245 48H246L247 50H244V51H243L244 53H242V52L238 53V52H236ZM240 48H241V49H240ZM243 48H244V49H243ZM252 48H253V49H252ZM165 49H164V50H165ZM167 49H166V50H167ZM105 50H107V51H105ZM128 50H129V51H128ZM164 50H158V51L155 50V53H154V54L156 55V52H157V55H158V52L160 53V51H161L162 53L165 54V55L162 54V55H163L162 59H166V55L169 54V53H171V52H170L169 50H167V54H166V50H165V52H164ZM221 50H223V51L221 52ZM248 50H249V51H248ZM259 50H261V52H258ZM111 51H112V52H111ZM111 51H109V52L111 53V55H110V54H107V55L104 57V59L106 58V60H108V59H109L108 57L110 56V59H109L108 61H110L112 64H113V63L116 64V62H117V63H122V64L125 66L127 62H130V61L127 60L128 58H127L126 56H118V55H121L122 52L118 53V52H117V49H113V50H111ZM114 51H116V53H115ZM118 51H120V50H118ZM134 51H135V52H134ZM141 51H143L142 53H144V54L147 53V54H146V55H147L146 58H144V57H145L144 54H143V57H142V53L140 54ZM149 51H148V52H149ZM168 51H169V53H168ZM179 51H181V52H179ZM209 51H210V52H209V55L211 56V55H212L211 50H209ZM231 51H232V52H231ZM250 51H251L252 53H250ZM103 52H104V53H103ZM109 52H108V53H109ZM127 52H128V53H127ZM129 52H132V53H129ZM150 52L153 53L154 51H150ZM190 52H191V53H190ZM207 52H208V51H207ZM225 52L223 53V54H224V57H226V56L228 55V54L226 55ZM112 53H113V54L115 53L114 55H115V56L117 55V56L120 57V58L126 57V59L124 58V59H125L124 61L122 60L123 62H126V63H123L122 61H121V62H118V60H121V59L118 58V57H114V55H113ZM117 53H118V54H117ZM220 53H219V54H220ZM234 53H235V54H234ZM237 53H238V54H237ZM247 53H249L250 55L247 54ZM260 53H261V54H260ZM263 53H264V52H263ZM130 54H132V55H130ZM136 54H135V55H136ZM171 54H172V53H171ZM171 54H170V55H171ZM173 54L171 55V57L173 56ZM179 54H180V55H179ZM188 54H189L190 56H189ZM195 54H194V55H195ZM233 54H234L235 56H237V57H236V58L233 57V56H234ZM122 55H123V54H122ZM135 55H134L133 58L137 57V56H135ZM170 55H169V56H170ZM178 55H179V56H178ZM197 55H195V56H197ZM209 55H208V56H209ZM221 55H220V56H221ZM149 56H150V58L152 57L150 54H149ZM185 56H184V57H185ZM228 56H229V55H228ZM228 56H227L225 59H229V61H232V62H234V63L237 62V61H240L241 64H246V66L249 65L248 63H245V61H247L249 58L246 59V60H244V59H245V57H244V59H242V60H244V62L242 61V62H243V63H242L240 59L237 58V61H233L232 59H230V56H229V57H228ZM155 57L157 58V56H155ZM164 57H165V58H164ZM171 57H168V56H167V60L170 61V60L172 59ZM184 57H183V58H184ZM114 58L117 59V61L115 60L116 62H114ZM133 58H132V59H133ZM141 58H140V59H141ZM158 58H159V57H158ZM160 58H161V57H160ZM160 58H159V59H160ZM169 58H171V59H169ZM190 58H192V57H190ZM190 58H189V59H190ZM197 58H199V56H197ZM201 58H199V60H200ZM220 58L223 59V56H221ZM220 58H219L218 60H220ZM261 58H263V59H261ZM111 59L113 60V62L111 61ZM132 59H131V60H132ZM147 59H148L149 61L145 60V61L141 62L142 65H143V63L148 62V63H146V65L148 64V67H149V66L152 67V65H150V63L152 62V64H153V63L156 62V63L158 64V67H159L160 70H161V67H163V66H165V65L168 67V69H170V71H172V70L174 71V69H177V68H178V67H177L178 65H179V68L182 69V70H187L188 67H189L188 70H189L190 73H187L188 70H187L186 72H185V71H182V72H185V73L187 74V76H188L189 74L191 75V78L185 76L186 79H188V78H189V79H192V76H193V75H192L193 73H191V70H192V69H190V65H188L190 62H191V63L194 62V63H195L194 65H196V68H195V66H192V64L190 63L191 66H192L191 68L194 67L195 69L198 70V69L201 67V68H202L201 70H203V71H201V70L199 69V70H200V73L203 72V73H201V74H198V73H199V70H198V71L196 70V72H195V73H196L195 76H197V78L195 77V80H196V79H199L200 75L204 74V71H205L204 68H203V65H204L203 63H204V62H203V61H200V62H199V60H197V61L199 62V64H201V63L203 64L202 66H201V65H198V63L195 61V60H196L195 57H193V60H192V61H191V59H190V61H189L188 58H187V59L184 58L185 60H184V59L181 60V59L179 58L181 61H183V60L186 61V60H187V61H186V62L188 63L187 65H186V64H185V65L182 64L180 61L178 62V61H177L178 59H176V60L174 59L173 61H177V62H174V63H173V61L171 60L172 63H171V61H170V63L172 64V66H171L172 68H170V67L167 65L168 63H167V64L165 63V62H168V61H165V62H164L165 65H162V64H164V63H158L161 59H160V60L157 59V60H159L158 62H157L156 60L152 59V58H151V59H152L154 62H153L151 59H149V58H147ZM194 59H195V60H194ZM202 59H201V60H202ZM212 59H213V60L215 59V60L213 61ZM222 59H221V60H222ZM257 59H258V58H257ZM99 60H100V59H99ZM136 60L139 61L138 58H136V59L133 60V61L136 62ZM141 60H142V59H141ZM141 60H140V61H141ZM150 60H151V62H150ZM221 60H220V61H221ZM102 61H103V59H102ZM108 61H105V62H107V63H103L104 65L102 64L101 60L99 61V67H100V69H101V78H100V82H101V87H102V89H103L104 91L112 90V91H114V92H116V93H119V94H130V93H137V92H139L138 90H141V89H144V88H146V87H148V86H151L152 88L155 87V91H161L160 89H162V91H163V89H165L166 91L164 90L163 92H168L167 90L171 89L169 92H173V91H174V90H173L174 88L176 89L175 91H177V88L175 87L176 82H177V83H178V81H179L180 83L185 82V83H184L185 88H186V86H187V88H188V87H189V88H192L191 90H194V92L197 91V90H195V89H193V88H200V89H202V91H199V92L197 91L196 93H198V94H200V95H203V96H211V97H212L211 102H212V104L215 106V111H216V112L221 111V110H223V111H229L233 117H235L236 115H238V111H240V108H244V107H246V105L250 102V101L248 100L249 97H254V98L264 97V76L261 74V71H262V70H261L260 72H259V71L257 72V73H259V74H257V77H256V76L254 77V79L256 78L255 80H253V77H252V76H250V78L248 79L249 76H248L247 74H246V75L248 76V77L246 76L247 79H246V78L243 79L244 76H241L242 74L239 72V70H238V68H237V67H240V66H241V64H240L239 62H237L236 64L239 63L240 65L237 66V65L235 64V67H233V66H232L233 63H232V64H230L231 67H228V68L230 69V68L233 67V70H232V71H234V72H233V75L237 74V72H239L241 75H238V74H237V76H230V75H232V74H230L229 76H226V75H228V74H226V75L223 74L224 72L227 71V70H226V71H224V72H223V71H220L221 75L223 74V75L221 76L219 73H216V71H214V69H217V68H216L217 66H216V67H215V66H212V69H211V67H209V66H211V64H209V62H208L209 66L206 67V69H207V68H210L211 70L208 69V70H206L205 72H208L209 75H207V73H205V74H204V75H205V79H204V77H203L202 79H199V80H196V81L193 80V79H192L193 81H192V80H188V81H189V82H188V81H185V80L182 81L183 78H185V77H181V76H180L181 79H180L179 77H175V76H174V78L177 79V81H176L175 79L173 80V78H172L173 76L170 77V78H171L170 80H167V79H169V75H171V74L167 75L168 77L166 76L167 79H164L165 74H162V75H164V77L160 75L161 73H164V72H163V71H164L163 68H162V72H161V73H160V71L157 72V75H159V77H161V78L163 77V78H162L163 80L160 81L159 78H157V79H158V80H157V79L155 78V77H157V75H156V71L159 70V69H158V67L156 68L155 65H153V67L156 68V71L153 70L155 73L152 71V72H153V75L155 74V75H154L155 77H153V76L151 77L150 75H152V74L149 73V74H150L149 76L151 77L150 80H147L148 77H147V78L144 77V78H146V79H144V78H135V77H134V78H130V77L127 78V74H128V72H129V69H127V66L129 67L130 65L125 66V67H126V69H125V67H124L123 65H121V64H116L117 66H116L115 64H113L114 66H112V65H110L111 63H108ZM140 61H139V62H140ZM161 61H164V60H161ZM184 61H183V63H185ZM220 61H218V62L216 61V62L219 63ZM229 61L227 60V62H229ZM84 62H86V65L83 67V69L81 70L80 73L82 74V76H84V77H86V78H89L90 76L93 75V73H92L93 70H92V67H91V64H90L91 61H84ZM103 62H104V61H103ZM131 62H132V61H131ZM139 62H136V63H135V64L138 63L137 66L134 64V65L137 67L138 71H137L136 68L133 69V62H132V64H131L132 69H131V68H130V69L133 70L134 72L137 71V72L139 73V72H140V69H141V67H142V65H140L141 63H139ZM216 62H215V65L217 64ZM225 62H226V60H225ZM225 62H224V59H223V60H222V63L220 62L221 65L218 64V65H220V68H219V66H218V68H219V69L223 68V65H225V64H224ZM247 62H248V61H247ZM249 62H250V61H249ZM251 62H250V64H251ZM263 62H264V61H263ZM175 63H178L177 66L175 65ZM229 63H231V62H229ZM106 64H107V65L109 64L107 67H110L111 70L114 69V68H115V69H118V67H120L121 69H123V71L121 70V72H122V73L125 72V73H127V74H123V75H122L120 72H118V73H120V76L122 75V77H123V78L125 77V78H124V79H121L122 77H121V78L117 77L118 74H117L116 76H114L116 70H115V71L112 70V72L114 73L113 75H112V73H110V76L112 75L113 77H110V76L107 77V75H109V74L104 73L106 69L103 70L104 72L102 71V65H103V68H105V67H106V66H105ZM127 64H129V63H127ZM159 64H160V65H159ZM173 64H174V66H176L175 68H173ZM222 64H223V65H222ZM226 64L229 65L228 63H226ZM146 65L144 64L143 67H142V69L145 68ZM180 65H181L182 67H184V69H183ZM197 65L199 66L198 68H197ZM233 65H234V64H233ZM258 65H259V66H258ZM111 66H112V67H111ZM140 66H141V67H140ZM144 66H145V67H144ZM160 66H161V67H160ZM166 66H165V67H166ZM186 66H188L187 69H185ZM236 66H237V67H236ZM244 66H245V65H244ZM246 66H245V67H246ZM253 66H252V64H251V67H252V68H254ZM107 67H106V68H107ZM113 67H114V68H113ZM139 67H140V68H139ZM148 67H146L145 69H143V70H144V73H145V70L148 69ZM151 67H150V68H151ZM153 67H152V68H153ZM165 67H164V69H165V71H166L167 69H166ZM225 67H226V65H225ZM225 67H224V68H225ZM245 67L242 68V69H245ZM251 67L248 66V68H247V67H246V68H247V69H251ZM262 67H263V68H262ZM150 68L148 69L149 72H150V70H151ZM179 68H178V69H179ZM194 68H193V71L195 70ZM213 68H214V69H213ZM234 68H235V69H234ZM236 68H237L238 71L235 72ZM240 68H241V67H240ZM110 69L107 68V70H108L109 72H110ZM124 69H125L126 71H124ZM142 69H141V70H142ZM178 69H177L176 71H178ZM180 69H179L178 72H176V71H174V72H175V73H180V72H181ZM219 69H217V70H219ZM229 69H228V70H229ZM242 69H241V70H242ZM256 69H255V70H256ZM107 70H106V71H107ZM143 70H142V71H143ZM209 70H210L211 72H210ZM255 70H254V71H255ZM118 71H120V69H118ZM133 71H132V73H133ZM142 71L140 72V74H137V76H138V75H141V76L144 75ZM148 71H147V72H148ZM170 71L167 70L165 73H166V74H167V72L170 73ZM213 71H214V72H213ZM229 71H230V70H229ZM229 71H227L226 73H228ZM232 71H231V72H232ZM245 71H247V70L245 69ZM147 72H146V73H147ZM152 72H151V73H152ZM217 72H219V71H217ZM231 72H229V73H231ZM242 72H243V71H242ZM252 72H253V70H249L248 74L250 73V75H253V76H254L256 73L254 72V74H253ZM116 73H117V72H116ZM141 73H142V74H141ZM158 73H160V74H158ZM171 73H172V72H171ZM215 73H216V74H219V76L216 75ZM234 73H235V74H234ZM246 73H247V72H246ZM251 73H252V74H251ZM129 74L131 75V73H129ZM180 74H182V73H180ZM214 74H215V75H214ZM263 74H264V73H263ZM104 75H105V76H104ZM132 75H135V73H133ZM145 75H146V74H145ZM172 75H173V74H172ZM174 75H176V74H174ZM177 75H179V74H177ZM198 75H199V76H198ZM204 75H203V76H204ZM212 75L215 76V77H213ZM243 75H244V73H243ZM259 75H262L263 78H262V76H261V78L259 77L260 79L258 80L257 78H258ZM141 76H139V77H141ZM206 76H207V78H206ZM209 76H211V77L208 78ZM217 76H218V77H217ZM239 76H240V77H239ZM193 77H194V76H193ZM238 77H239V78H238ZM241 77H242V78H241ZM153 78L156 79L157 81H156V80H152ZM251 78H252V79H251ZM148 79H149V78H148ZM179 79H180V80H179ZM250 79H251V80H250ZM178 84H179V83H178ZM178 84H177V86H178ZM181 85L183 86V83H182ZM179 86H180V84H179ZM156 87H158L159 90L156 89ZM180 87H181V86H180ZM152 88H151V89H152ZM182 88H183V87H182ZM182 88H181L180 91H182ZM151 89L148 88V90L146 89L145 91H149V90H151ZM178 89H179V87H178ZM152 90H153V89H152ZM172 90H173V91H172ZM186 90H187V89H186ZM189 90H190V89H189ZM191 90H190V91H191ZM178 91H179V90H178ZM183 91H184V89H183ZM236 128H237V130H236L235 132H222V134H220V135L216 138V140H215V148H214V152H213V154H212L211 166H213V170H212V171H213L214 177H216L217 180H219V178H220V181H218V182L221 184V187H224L225 189H226V188H229V183L227 182V180H226L225 178L220 177V176H222V174H224L225 171H227V169H228V167H229V164H231V163L233 164V163H235V162H237V161H244V168H245L246 172H247L249 175H251L254 179L258 180V181L261 182V183H264V114L261 115V116H259V117H258V116H256V117L252 116V117H250V118L244 120V122L239 123V124L236 126ZM229 217H230V218H229V221H230V227H229V228H230V233H232L233 235H244V236H248V235H256L257 232H258V234H259V232L264 233V229H263V227H262V225H261L260 223H257V222H255L254 224H248V223H246V221H244V220L242 219V215H241L239 212L235 211V210H234L233 212L229 213ZM228 226H229V225H228Z\"/></svg>",
	"mask_w": 264,
	"mask_h": 264
}]
</instances>
